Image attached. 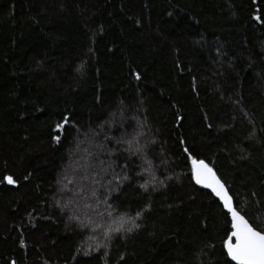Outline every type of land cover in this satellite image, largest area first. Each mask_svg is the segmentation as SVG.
I'll list each match as a JSON object with an SVG mask.
<instances>
[{
    "label": "trees",
    "instance_id": "trees-1",
    "mask_svg": "<svg viewBox=\"0 0 264 264\" xmlns=\"http://www.w3.org/2000/svg\"><path fill=\"white\" fill-rule=\"evenodd\" d=\"M190 156L264 230V0H0V264H235Z\"/></svg>",
    "mask_w": 264,
    "mask_h": 264
},
{
    "label": "snow or ice",
    "instance_id": "snow-or-ice-1",
    "mask_svg": "<svg viewBox=\"0 0 264 264\" xmlns=\"http://www.w3.org/2000/svg\"><path fill=\"white\" fill-rule=\"evenodd\" d=\"M253 18L258 21L261 19L259 15ZM134 76L137 80L141 79L139 72L134 73ZM176 119L179 122L183 120V117L178 115ZM68 123L69 117H62L61 122L56 123L55 131L57 133L64 131ZM209 127H211V125H209ZM52 139L56 143L61 142V136L59 134L53 136ZM181 142L183 143V141ZM188 151V148L185 147L184 152L187 153ZM189 158L192 161V179L196 184L210 190L211 194L221 202L224 214L229 218L227 223L230 224V228L225 230L226 239L222 241L227 256L231 261H234L235 264H264V230H257V228L253 226V223H250L246 216L242 214V211L245 210L238 208L237 201L234 199L233 195L230 194L227 185L205 160L191 156ZM125 167H127V165H125ZM4 179L9 185H17V180H15L12 175H8ZM24 179L27 180L28 177L25 176ZM124 179L126 180L128 177H124ZM140 187L147 191L148 184L140 185ZM251 195L255 197L257 194L253 192ZM146 211H150V205L136 212L135 216H129L127 213L120 215L118 219L113 220V224L116 226L113 227L112 225H108L107 231L104 232V236L111 240L114 233H132L134 230L139 229L140 225L136 223V220L143 216ZM108 215L112 216V212L109 211ZM76 219H78V217ZM81 224H83L82 221ZM84 226L87 227V225ZM20 244L22 247H26L24 240H21ZM83 255L89 256L91 253L84 252ZM123 259L124 257H121V260ZM12 264H15V261H12ZM77 264H79V261H77Z\"/></svg>",
    "mask_w": 264,
    "mask_h": 264
},
{
    "label": "water",
    "instance_id": "water-1",
    "mask_svg": "<svg viewBox=\"0 0 264 264\" xmlns=\"http://www.w3.org/2000/svg\"><path fill=\"white\" fill-rule=\"evenodd\" d=\"M216 172V171H215ZM216 174H217V172H216ZM218 175V174H217ZM219 176V175H218ZM221 179V178H220ZM222 180V179H221ZM209 190V189H208ZM210 191V190H209ZM232 262H234V261H232ZM235 263V262H234Z\"/></svg>",
    "mask_w": 264,
    "mask_h": 264
},
{
    "label": "rangeland",
    "instance_id": "rangeland-1",
    "mask_svg": "<svg viewBox=\"0 0 264 264\" xmlns=\"http://www.w3.org/2000/svg\"><path fill=\"white\" fill-rule=\"evenodd\" d=\"M76 170V168H74V170L73 171H75ZM75 173H76V171H75Z\"/></svg>",
    "mask_w": 264,
    "mask_h": 264
}]
</instances>
